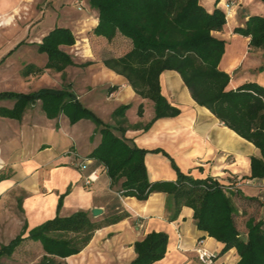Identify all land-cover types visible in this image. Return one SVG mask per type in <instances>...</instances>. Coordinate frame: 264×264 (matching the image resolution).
Wrapping results in <instances>:
<instances>
[{"label":"crops","instance_id":"1","mask_svg":"<svg viewBox=\"0 0 264 264\" xmlns=\"http://www.w3.org/2000/svg\"><path fill=\"white\" fill-rule=\"evenodd\" d=\"M233 1L237 3L233 16L227 18L222 32L214 33L225 42L219 69L231 76L229 89L246 83L264 87V49H252L249 37L235 33L250 17H264V3L202 0L201 4L209 12L215 8L225 11L227 3ZM98 24V13L88 0H0V54L18 55L15 60L7 57L5 66H0V93L27 95L43 89L65 90L78 103L85 101L86 108L113 129L117 127L115 111L130 105L123 137L148 151L145 165L149 180L176 181L177 167L194 179L212 178L232 186L236 225L241 237L246 238L247 221L264 220V178H251V159L260 157V150L209 109L198 105L175 71L163 72L160 85L162 94L180 110V115L157 120L144 129L155 117L154 104L139 97L123 76L103 63L130 51L132 41L120 33L112 41L97 37L92 31ZM57 28L69 29L76 39L75 45L60 49L76 65L90 66H69L63 73L47 69L48 55L39 48ZM121 44H127V52L121 53L125 49ZM15 103L0 100V112L13 109ZM141 104L143 116L138 114ZM101 128L90 119L72 124L64 112L49 119L40 100L31 103L22 120L0 113V176H4L0 182V249L27 225L25 240L12 255L2 256L0 264H31V251L37 246L45 255L40 242L28 239L29 232L57 215L69 217L78 212L101 220L116 212H127L129 217L97 230L80 253L64 260L66 264H130L137 257L136 242L152 232L169 236L165 258L154 264H202L196 253L199 242L213 255L214 264H238L240 257L235 248L223 253L224 244L198 229L193 209L183 207L179 216L174 215L170 195L156 193L147 201L122 197L112 187L106 169L88 158L101 143ZM115 134L120 136L121 132L115 130ZM73 152L90 161L85 171L72 165ZM92 173L97 181L88 186L85 178ZM95 208L104 213L94 217Z\"/></svg>","mask_w":264,"mask_h":264},{"label":"trees","instance_id":"2","mask_svg":"<svg viewBox=\"0 0 264 264\" xmlns=\"http://www.w3.org/2000/svg\"><path fill=\"white\" fill-rule=\"evenodd\" d=\"M202 0H88L97 11L99 24L92 31L97 37L112 41L118 33L132 41L133 47L122 57H110L104 65L123 76L136 94L154 104L155 117L144 129L160 119L174 118L180 110L162 94L160 76L165 71L180 74L195 102L209 109L217 119L239 136L253 143L261 153L251 159V178H264V87L246 83L229 89L231 76L219 69L225 42L214 36L227 25L225 11L215 8L209 12ZM264 3V0H260ZM235 33L250 38V47L264 49V17L252 16ZM76 39L69 29L57 28L43 39L39 51L49 58L47 69L63 73L77 66L71 56L60 49L73 46ZM87 63L84 66H89ZM40 71L37 70L36 73ZM117 89L112 88L111 90ZM0 100H14L13 109H1L3 117L22 120L31 103L40 100L49 119L66 113L72 124L81 119L93 120L101 128L100 145L89 159L106 169L122 197L147 201L156 193L173 198L174 215L183 207L194 210L200 231L224 244L223 253L236 249L238 264H264V220L250 218L246 223L247 236L241 237L235 221L236 207L232 191L212 178L197 180L179 171L176 181L151 182L145 165L147 150L138 148L123 137L127 130L126 112L130 105L115 111L117 127L111 128L65 91L43 89L31 94L0 93ZM144 114V104L138 108ZM115 130L121 135L115 134ZM90 175V174H89ZM4 176H0V182ZM62 206V200L59 208ZM129 217L116 212L104 219H94L90 213L78 212L69 217L54 219L31 230L28 239L40 242L45 251L41 264H66L64 260L80 253L95 232ZM27 225L22 234L0 249V258L12 255L25 240ZM202 241V240H201ZM169 236L152 232L136 242V259L130 264H154L165 258Z\"/></svg>","mask_w":264,"mask_h":264},{"label":"built area","instance_id":"3","mask_svg":"<svg viewBox=\"0 0 264 264\" xmlns=\"http://www.w3.org/2000/svg\"><path fill=\"white\" fill-rule=\"evenodd\" d=\"M237 3L235 1L231 2V3H227L226 5V16L227 18L232 17L233 16V7L236 5ZM82 8H79V10H81ZM73 162L72 165L78 169H80L81 171H85L87 169V165L90 163V161L87 158H82L80 157L77 153L73 152ZM94 174L92 173L90 175H88L85 178V184L86 185H91L93 183H95L97 181V178H94ZM224 186V185H223ZM226 189H228L229 191L233 190L232 186H224ZM196 253L199 257V260L201 261L202 264H214V260H213V255L203 246L202 242L198 243V247L196 249Z\"/></svg>","mask_w":264,"mask_h":264},{"label":"rangeland","instance_id":"4","mask_svg":"<svg viewBox=\"0 0 264 264\" xmlns=\"http://www.w3.org/2000/svg\"><path fill=\"white\" fill-rule=\"evenodd\" d=\"M217 1V0H216ZM121 46H125V49H123L122 51H121V53H125V52H127V44H121ZM8 56H4V55H2V54H0V66H5V63L4 62H6L5 60H6V58H7ZM29 57H31L30 59H33V57H32V54H31V56H29ZM8 58H12V60H15L16 58H18V55H11V56H9ZM7 58V59H8ZM85 64H83V65H77V66H84ZM90 66V65H89ZM36 70V69H35ZM1 87H3V89H5L6 87L5 86H1ZM5 87V88H4ZM11 91H14V90H11ZM33 103H35V102H33ZM80 104L84 107V108H86V106H85V101L84 102H80ZM94 114H96L95 112H94ZM97 115V114H96ZM19 217L20 218H22L21 217V215L19 214ZM244 225H245V221L244 222H242L241 223V226L240 227H244ZM22 234V233H21ZM31 254H32V262H31V264H41V261H42V258H43V256H44V252L42 251V248L40 247V246H37V247H35L32 251H31ZM43 255V256H42Z\"/></svg>","mask_w":264,"mask_h":264},{"label":"water","instance_id":"5","mask_svg":"<svg viewBox=\"0 0 264 264\" xmlns=\"http://www.w3.org/2000/svg\"><path fill=\"white\" fill-rule=\"evenodd\" d=\"M92 213L94 217H99L100 215L104 213V211L101 208H95L92 210Z\"/></svg>","mask_w":264,"mask_h":264}]
</instances>
